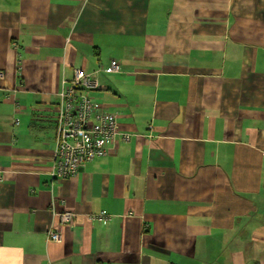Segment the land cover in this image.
I'll return each instance as SVG.
<instances>
[{
    "label": "crops",
    "instance_id": "1",
    "mask_svg": "<svg viewBox=\"0 0 264 264\" xmlns=\"http://www.w3.org/2000/svg\"><path fill=\"white\" fill-rule=\"evenodd\" d=\"M110 58L131 140L54 180L62 79ZM0 71V264H264V0H0Z\"/></svg>",
    "mask_w": 264,
    "mask_h": 264
},
{
    "label": "built area",
    "instance_id": "2",
    "mask_svg": "<svg viewBox=\"0 0 264 264\" xmlns=\"http://www.w3.org/2000/svg\"><path fill=\"white\" fill-rule=\"evenodd\" d=\"M102 71L118 73L123 68L121 62L110 58L106 66L100 65L91 72L76 68L71 79H62L54 117L56 134L50 171L54 180L75 177L88 162L107 155L110 141L131 140L132 133L121 128L118 114L106 111L102 103L89 95L90 91L100 87L98 75ZM3 77L4 73L0 71V80ZM74 217L75 214L70 211L60 214L64 224H70ZM98 217L109 218L104 212L99 213ZM48 239L61 241L59 234L52 230L48 233Z\"/></svg>",
    "mask_w": 264,
    "mask_h": 264
},
{
    "label": "rangeland",
    "instance_id": "3",
    "mask_svg": "<svg viewBox=\"0 0 264 264\" xmlns=\"http://www.w3.org/2000/svg\"><path fill=\"white\" fill-rule=\"evenodd\" d=\"M3 73H4V72H3ZM4 77H5V75H4ZM4 77H3V78H4ZM109 143H110V142H109ZM109 143H108V145H109Z\"/></svg>",
    "mask_w": 264,
    "mask_h": 264
}]
</instances>
